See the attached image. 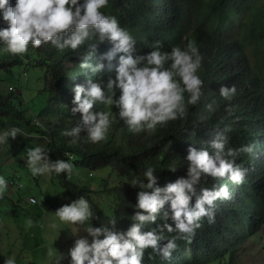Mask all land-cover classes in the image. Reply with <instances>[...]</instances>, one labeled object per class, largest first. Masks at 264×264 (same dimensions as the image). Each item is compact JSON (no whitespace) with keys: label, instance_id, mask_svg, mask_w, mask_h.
<instances>
[{"label":"trees","instance_id":"trees-1","mask_svg":"<svg viewBox=\"0 0 264 264\" xmlns=\"http://www.w3.org/2000/svg\"><path fill=\"white\" fill-rule=\"evenodd\" d=\"M250 1L109 0L102 9L105 14L115 16L119 24L130 32L136 41V51L140 54L154 47L169 51L173 45L183 47L191 40L203 57L198 74L204 83L198 103L186 104L184 117L170 120L163 126L158 125L150 133L130 132L118 117L117 106L96 103L93 110L112 113V122L105 139L92 142L84 129L76 137L62 134L64 129H70L80 119L79 113L73 114L70 110L74 95L72 86L86 85L87 79L106 83L109 76L115 77L114 71H109L107 67L102 73H92L80 67V60L91 50L89 45H97L90 58L94 64L102 53L112 47L107 40L100 42L93 35L76 50H58L50 43L33 47L29 43L24 54L3 51L0 46V82L7 84L12 79L13 67H26L28 63L31 67L35 66L32 56L52 71L53 80L51 89H43L40 95L31 94L28 102L32 106L28 108L27 114L12 105V101H18L20 106H25L24 100L20 96L15 98L10 91V94L3 96L1 88L0 113H6L3 109L10 110L20 120L24 117L27 126L41 129L42 134L49 138L44 149L49 151L50 159H61L63 151L69 150L74 168H106L104 173L114 175L112 185L104 190L108 191L113 201L110 204L113 205L112 212L107 213L93 201L90 196L92 188L79 186L69 180L64 172L56 174L60 185L69 190L72 200L81 195L88 199L96 218L91 221L93 226L106 224L109 218H115V230L127 229L133 222L131 215L137 210L134 208L136 194L141 190L139 185L129 183L131 178L140 176L146 183L142 172L149 166L154 169L160 186L185 175L189 145L207 148V141L216 132H224L227 137L225 150L242 145L252 146L250 152H239L235 157L236 163L247 169L242 183L236 184L225 176L208 177L203 184L208 188L228 186L230 198L215 201L214 222L209 223L206 217L202 218L200 227L190 240L181 239L182 234L176 231L165 230V238H176L177 247L170 259L164 260L147 248L144 250L143 264H237L238 250L252 234L260 232L261 225L257 220L264 218V0L254 7L253 20L245 25L247 38L261 58L258 71L244 70L245 46L227 31L233 16L252 8ZM0 26H6L2 19ZM104 62L107 65L108 61ZM221 84L236 86L235 95L230 100L220 96ZM49 90L56 91L58 96L52 109H48L51 103ZM119 94V89H116L114 99ZM41 95L47 99L46 102ZM209 103L213 104V110L206 107ZM31 109L37 111L36 115ZM26 115L32 116L36 123L30 124ZM209 151L212 149L209 148ZM65 159L69 160V157ZM173 167L175 170L171 169ZM13 177L19 179L16 175ZM103 182L101 180V184L106 185ZM164 222L158 216L155 222L144 224L141 231ZM167 222L172 223L171 219ZM246 227L249 230L247 233L243 230ZM64 264H70L69 256Z\"/></svg>","mask_w":264,"mask_h":264},{"label":"clouds","instance_id":"clouds-1","mask_svg":"<svg viewBox=\"0 0 264 264\" xmlns=\"http://www.w3.org/2000/svg\"><path fill=\"white\" fill-rule=\"evenodd\" d=\"M108 3L109 0H0V19L6 25L0 26L3 51L24 54L29 43L33 47L50 43L58 50H76L93 35L100 42L111 43L112 47L94 64L90 58L97 45L90 44L91 50L80 60V67L92 73H102L107 67L114 71L115 77L109 76L106 83L87 79L86 85L72 86L74 95L70 110L73 114L79 113L80 119L62 133L76 137L84 129L92 142L105 139L112 122L110 111L93 110L96 103L117 106L118 117L130 132L150 133L158 125L184 117L186 104L195 105L200 100L204 83L198 74L203 57L195 42L189 40L183 47L173 45L169 51L154 47L140 54L130 32L115 16L102 11ZM116 89L120 94L114 99ZM235 92L234 84L219 87L220 96L226 100H230ZM206 107L213 110L212 103ZM17 134L24 135L15 126L0 131V144L8 142L10 137L15 139ZM226 143L224 132H216L207 141V148L189 145L186 174L163 186L157 184L151 166L142 172L146 183L140 176H133L130 182L126 180L133 186L139 185L141 190L136 194L134 208L137 210L131 215L133 222L123 231L115 230V218L93 226L91 221L96 218L83 195L58 207L55 216L61 222L79 226L71 229L76 238L67 253L70 264H143L147 248L164 260L170 259L177 247L176 238H165L164 231H176L182 234L181 239L190 240L202 218L214 222L215 201L230 198L227 185L204 187L208 177L227 176L236 184L245 179L247 169L236 163L235 157L239 152H250L252 146L225 150ZM48 153L40 145L25 149L24 158L31 174L64 172L70 177L74 169L71 157L53 160ZM171 169L175 170L174 167ZM7 184L6 178L0 175V195ZM158 216L165 221L162 225L141 231L144 224L155 222ZM169 219L172 223L167 222ZM32 223L28 219L26 226L30 227ZM50 226L56 228L55 223ZM80 231L86 235H78ZM47 255L53 257V264H61L64 259L63 253L57 251L54 254L52 248L48 249ZM3 264L16 262L8 256Z\"/></svg>","mask_w":264,"mask_h":264},{"label":"rangeland","instance_id":"rangeland-1","mask_svg":"<svg viewBox=\"0 0 264 264\" xmlns=\"http://www.w3.org/2000/svg\"><path fill=\"white\" fill-rule=\"evenodd\" d=\"M259 2L260 0H251L252 8L245 9L241 15L233 16L227 27L231 36L240 39L245 46L244 70L246 71H258L261 61L247 38L245 26L253 20L254 7ZM24 61L27 62V59L24 58ZM32 61L36 63L35 66L31 67L28 63L26 67H13L12 79L7 84L0 82V89L3 88L2 91H4L3 96L10 94V91L15 98L20 96L24 100L22 103L25 106H20L18 101H12V105L24 114H27L28 108L32 106V103L28 102L31 94L40 95L43 89H51L53 83L52 71L33 56ZM17 84H19L18 87H13ZM10 86L13 88L11 89ZM41 97L46 102L44 95ZM57 101L56 91H50L49 102L51 103L48 109H52ZM3 111L6 113H0V131L15 126L20 128L24 135L17 134L15 139L10 137L8 142L0 144V175H3L8 182L3 195H0V264H3L8 256H12L16 264H53V257L47 255L49 248H52L54 254L57 251L64 254V259L61 261V264H64L68 258V249L76 238L71 233V229L79 226L61 222L55 216V210L72 200L69 190L60 185L56 174L33 176L24 158L27 147L40 145L44 148L49 138L42 134L41 129L27 126L24 117L20 120L10 110L3 109ZM31 111L36 115V110L31 109ZM30 115H26V119L30 124H35L36 120L33 119V115ZM40 119L43 121L46 118L43 116V119ZM70 156L71 152L65 150L61 159L68 160L65 158ZM104 172L106 168L91 170L77 166L73 169L69 180L76 182L79 186L85 185L92 188L90 196L93 201L104 211L111 213L113 205L110 204L113 201L108 191L104 190L112 185L114 175ZM14 175L19 179L15 180ZM101 180H104L103 183L106 185L103 186ZM28 219L33 221L30 227L26 226ZM262 219L257 220L261 225L260 232L252 234L238 250L237 264H264V218ZM52 223L56 224L55 229L50 226ZM243 230L246 233L249 232L247 227ZM78 235H86V233L80 231Z\"/></svg>","mask_w":264,"mask_h":264},{"label":"built area","instance_id":"built-area-1","mask_svg":"<svg viewBox=\"0 0 264 264\" xmlns=\"http://www.w3.org/2000/svg\"><path fill=\"white\" fill-rule=\"evenodd\" d=\"M22 75H24V73H23ZM70 157H71V156H70Z\"/></svg>","mask_w":264,"mask_h":264},{"label":"crops","instance_id":"crops-1","mask_svg":"<svg viewBox=\"0 0 264 264\" xmlns=\"http://www.w3.org/2000/svg\"><path fill=\"white\" fill-rule=\"evenodd\" d=\"M0 159H1V155H0Z\"/></svg>","mask_w":264,"mask_h":264}]
</instances>
